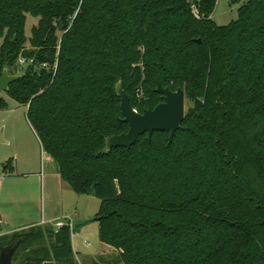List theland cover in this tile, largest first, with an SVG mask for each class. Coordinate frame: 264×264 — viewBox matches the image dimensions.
<instances>
[{"label": "trees", "instance_id": "16d2710c", "mask_svg": "<svg viewBox=\"0 0 264 264\" xmlns=\"http://www.w3.org/2000/svg\"><path fill=\"white\" fill-rule=\"evenodd\" d=\"M217 2L0 0V77L33 60L5 93L27 107L62 180L101 202L100 240L118 264H264V0L221 27ZM28 14L40 18L29 38ZM119 82L139 113L162 102L158 84L185 91L171 143L156 132L106 153L107 138L129 131ZM15 241L16 258L75 264L68 227L34 226L0 247Z\"/></svg>", "mask_w": 264, "mask_h": 264}, {"label": "rangeland", "instance_id": "374dc122", "mask_svg": "<svg viewBox=\"0 0 264 264\" xmlns=\"http://www.w3.org/2000/svg\"><path fill=\"white\" fill-rule=\"evenodd\" d=\"M247 1L218 0L211 17L212 20L220 27L229 25L237 20L239 9ZM39 20L40 18L27 15L26 37H31L32 30L38 25ZM24 61L22 64L18 63L19 68L17 72H14L16 76H22L28 69L30 64L27 60L24 59ZM0 95L8 103V108L0 112V216L4 220L9 218L11 228L19 229L40 223L43 217L49 219L50 216L58 214V210L65 205H62L65 192L59 186L60 183L63 185L64 182L60 176H53L57 165L47 160V154L27 120V108L17 103L3 91ZM187 109L188 105L186 104ZM42 172L46 174L47 186L45 187L37 178V176H41L40 173ZM64 185L67 187L65 189H70L66 183ZM67 191H70L69 193L78 199L79 196L74 194L71 189ZM80 199L81 204H76L73 201V205L76 204L78 210L82 211L81 220L85 221L86 226L81 225L78 228L82 233L81 236L76 232L71 237L76 252L83 253L77 249L79 243H81V247L85 245L86 238L91 246L87 251L93 253L95 250L97 251L98 245L101 243L98 236V224L94 221L100 201L91 196H80ZM75 222L77 224V220ZM28 227L25 231H29L30 228L28 229ZM38 227L45 228L44 226ZM48 228L52 229L53 226L48 225ZM7 231L8 227L3 226L1 232ZM34 248L38 249L40 245L34 244L22 252L28 254ZM37 257L42 259L44 254H38ZM50 261L46 264H58L55 260ZM75 264L77 263L75 262Z\"/></svg>", "mask_w": 264, "mask_h": 264}, {"label": "water", "instance_id": "95a60500", "mask_svg": "<svg viewBox=\"0 0 264 264\" xmlns=\"http://www.w3.org/2000/svg\"><path fill=\"white\" fill-rule=\"evenodd\" d=\"M198 43L201 41L198 40ZM36 72L40 73V70ZM22 76L10 75L4 69L0 77V90L6 92L9 86L21 79ZM156 92L162 95V102L154 109L139 113L132 107L130 97L126 93L122 82L116 85V95L121 101V111L124 122L129 125V131L106 139V153L115 148L130 149L135 146L140 137L148 135L151 140L156 132H169L170 143L181 128L186 114V94L182 89L176 92L158 84ZM20 242L3 247L0 250V264H13V259L20 247Z\"/></svg>", "mask_w": 264, "mask_h": 264}, {"label": "crops", "instance_id": "0c3cea01", "mask_svg": "<svg viewBox=\"0 0 264 264\" xmlns=\"http://www.w3.org/2000/svg\"><path fill=\"white\" fill-rule=\"evenodd\" d=\"M34 134H35L36 138L39 140V138L36 135L35 131H34ZM39 142H40V140H39ZM47 160L49 162H51V163L53 162V164L55 163L53 161V159L51 157H49L48 155H47ZM35 175H37V174H35ZM40 175L41 176L40 177L37 176V178H39V181L41 182L43 187L47 186V183H46V180H45L46 179V174H44L42 172V173H40ZM53 176L54 177L60 176V173L58 171V167L57 166H56V171H55ZM60 178H61V176H60ZM61 180H62V178H61ZM56 182H58V181L56 180ZM62 182H64V181L62 180ZM64 183H63V185H62V183H60L59 186L62 187L63 192H65L64 202L62 204V205H64V204L65 205L63 207H61L60 210H58V212H57L58 214L56 216H50L49 219H46V218L43 217V220L40 223L32 224L29 227L25 226V227L19 228V229L11 228L9 226V220H8L9 218L7 220H4V218L0 216V236L1 235L8 236V235H12V234H14L16 232L25 231L27 227H28V229L32 228L34 226H44L45 228H48V225H52L54 230L56 229L55 232H58L61 229H58L56 227V223L57 222H64V223H69V224L71 223L72 224V228L67 226L70 229V231H71V236H73V233H76V232L78 233L79 236H81L82 233H81V231L78 228L81 225H83V227H84V226H86V224H85V221L81 220L82 211L78 210V208H77L78 206L76 204H81L82 203V201L80 199V196H90V195H78L69 187L74 194L79 196L78 199H77V197H75L74 195L69 193L70 191H67V190H70V189H65L67 187H65ZM50 187L52 188L51 183H50ZM91 197H93V196H91ZM73 201L76 202L75 205H73ZM100 205H101V202H100ZM99 209H100V206H99ZM98 212H99V210H98ZM98 212H97V214H98ZM97 214H96V218L94 219L95 222H97V220H96L97 219ZM74 220L75 221L77 220V224H76V222ZM97 224H98V236H99V223L97 222ZM3 226L8 227V231L7 232H1ZM99 240H100V236H99ZM100 242H101V240H100ZM71 244H72V250H73V254H74V260H75V262L77 264H95V263H98V264H118V259H119V256H120V252L117 249H115V248H113V247H111V246H109V245H107V244H105L103 242H101L98 245L97 251L95 250L93 253H90V252L87 251V250L90 249L91 246H90V243L87 242L86 238H85V243H84L85 245H83V247H81V243H79V248L77 249L79 251H83V253L76 252V249H75V246H74V241L72 240V237H71Z\"/></svg>", "mask_w": 264, "mask_h": 264}, {"label": "built area", "instance_id": "2783aa9c", "mask_svg": "<svg viewBox=\"0 0 264 264\" xmlns=\"http://www.w3.org/2000/svg\"><path fill=\"white\" fill-rule=\"evenodd\" d=\"M193 10H194V14H197V11H196V9H195L194 7H193ZM25 60H26V59H25ZM23 61H24V58H23V59H20V60H19V63L22 64ZM27 61H28V63H29L30 65L33 64V60H27ZM24 62H25V61H24ZM30 65H29V66H30ZM43 67H44V68H49V67H51V66L45 64V65H43ZM54 70H55V71L57 70V65L54 66ZM136 97H137L138 100H142V99L145 98V96H144V92H143L142 89H139V90L137 91ZM67 226H69L70 228H72V224H71V223H70V224H69V223H64V222H57V223H56V227H57L58 229L65 228V227H67Z\"/></svg>", "mask_w": 264, "mask_h": 264}, {"label": "flooded vegetation", "instance_id": "af4514ba", "mask_svg": "<svg viewBox=\"0 0 264 264\" xmlns=\"http://www.w3.org/2000/svg\"><path fill=\"white\" fill-rule=\"evenodd\" d=\"M3 236H5V235H1L0 237H3ZM8 236H10V235H8ZM17 242H20V241L12 242L9 245H6L5 247L10 246L11 244H14V243H17ZM20 246H21V244H20ZM1 248H3V247H0V250H1ZM19 249H20V247H19ZM19 249H18V251H19ZM18 251L16 252V254L14 256L13 264H37L34 261L28 260L27 257L20 256V257L16 258Z\"/></svg>", "mask_w": 264, "mask_h": 264}]
</instances>
